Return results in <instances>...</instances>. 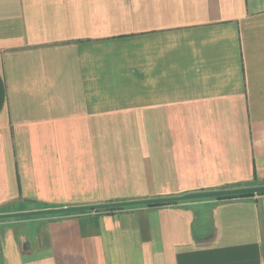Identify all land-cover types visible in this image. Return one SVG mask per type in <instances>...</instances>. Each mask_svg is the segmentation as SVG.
Masks as SVG:
<instances>
[{"label":"crops","instance_id":"0c3cea01","mask_svg":"<svg viewBox=\"0 0 264 264\" xmlns=\"http://www.w3.org/2000/svg\"><path fill=\"white\" fill-rule=\"evenodd\" d=\"M264 184V0H0V213ZM0 264H264V194L0 219Z\"/></svg>","mask_w":264,"mask_h":264},{"label":"water","instance_id":"95a60500","mask_svg":"<svg viewBox=\"0 0 264 264\" xmlns=\"http://www.w3.org/2000/svg\"><path fill=\"white\" fill-rule=\"evenodd\" d=\"M263 192H264V184H261V185H255V186H244V187H239V188H227V189L187 193V194L175 196V197H162V198L129 200V201H115V202L103 203V204L57 207V208H47V209H38V210H30V211L7 212V213H0V219L9 218V217H19V216L42 215V214L73 213V212H81V211H86V210H94V209H102V208H113V207H121V206H131V205H140V204H148V203L167 202V201H178V200L203 199V198H211V197L218 198L222 196L250 194V193L258 194V193H263Z\"/></svg>","mask_w":264,"mask_h":264},{"label":"trees","instance_id":"16d2710c","mask_svg":"<svg viewBox=\"0 0 264 264\" xmlns=\"http://www.w3.org/2000/svg\"><path fill=\"white\" fill-rule=\"evenodd\" d=\"M258 194H264V192L263 193H258ZM251 195H256V194L255 193L239 194V195H231V196H222V197H219V198L245 197V196H251ZM174 202H176V201H167V202H158V203H148V204H145V206H159V205H165V204L174 203ZM132 206H137V205L113 207V208H107V210L122 209V208L124 209V208L132 207ZM86 211H90V210H86ZM86 211H81V212H86ZM77 213H80V212L58 213V214H60V215H71V214H77Z\"/></svg>","mask_w":264,"mask_h":264},{"label":"rangeland","instance_id":"374dc122","mask_svg":"<svg viewBox=\"0 0 264 264\" xmlns=\"http://www.w3.org/2000/svg\"><path fill=\"white\" fill-rule=\"evenodd\" d=\"M257 185H261V184H257ZM251 186H255V185H251ZM239 187H244V186H237V187H228V188H239ZM223 189H227V188H223ZM218 190V189H217ZM211 198H217V197H211ZM219 198V197H218ZM47 209V208H46ZM44 215V214H43Z\"/></svg>","mask_w":264,"mask_h":264}]
</instances>
